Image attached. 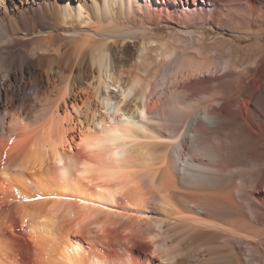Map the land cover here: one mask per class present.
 <instances>
[{
  "label": "bare ground",
  "instance_id": "6f19581e",
  "mask_svg": "<svg viewBox=\"0 0 264 264\" xmlns=\"http://www.w3.org/2000/svg\"><path fill=\"white\" fill-rule=\"evenodd\" d=\"M0 264H264V0H0Z\"/></svg>",
  "mask_w": 264,
  "mask_h": 264
},
{
  "label": "rangeland",
  "instance_id": "374dc122",
  "mask_svg": "<svg viewBox=\"0 0 264 264\" xmlns=\"http://www.w3.org/2000/svg\"><path fill=\"white\" fill-rule=\"evenodd\" d=\"M176 5V4H175ZM28 8V7H27ZM178 11H181V10H178ZM177 11V12H178ZM178 14V13H177ZM230 16H234V14L233 13H231L230 14ZM225 32V31H224ZM221 36V35H220ZM225 36H226V39H228V40H231V38H233V36H235L233 33H227V32H225ZM247 43H249V41L247 40V41H245L244 43H243V45H245V44H247ZM129 49H131V52L129 53V54H131V57L133 56V54H134V52L136 51V48H133V47H130ZM203 51H205L206 52V50H205V48L203 49ZM133 53V54H132ZM209 55V56H208ZM207 56L208 57H212V58H215V56H214V53L212 52V53H210V54H208ZM206 56V57H207ZM206 57H203V58H206ZM202 57H201V59H203ZM185 72H186V70H185ZM206 74V72H204V73H202V72H200V73H198V74H195L194 76L192 75V76H190V78L189 79H194V78H199V77H202V76H204ZM180 76H181V74H180ZM179 76V77H180ZM181 77H183V78H179V81L180 82H183V81H187V80H189L188 79V76H186L185 77V75H183L182 74V76ZM223 83V82H222ZM221 82H220V85L222 84ZM225 86V85H224ZM227 85L225 86V89L226 90H228L227 89ZM30 92H31V90H30ZM82 107H84V106H82ZM74 111V112H73ZM72 114L74 115V114H76V115H78L79 113H77V112H75V110L74 109H72Z\"/></svg>",
  "mask_w": 264,
  "mask_h": 264
}]
</instances>
